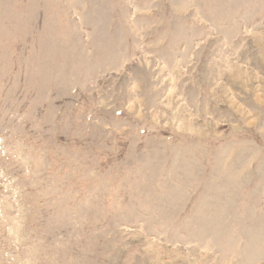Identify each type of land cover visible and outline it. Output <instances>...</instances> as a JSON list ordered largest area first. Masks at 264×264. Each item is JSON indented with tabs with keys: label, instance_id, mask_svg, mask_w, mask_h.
Masks as SVG:
<instances>
[{
	"label": "rangeland",
	"instance_id": "1",
	"mask_svg": "<svg viewBox=\"0 0 264 264\" xmlns=\"http://www.w3.org/2000/svg\"><path fill=\"white\" fill-rule=\"evenodd\" d=\"M0 264H264V0H0Z\"/></svg>",
	"mask_w": 264,
	"mask_h": 264
}]
</instances>
